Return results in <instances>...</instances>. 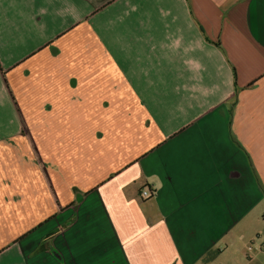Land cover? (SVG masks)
Listing matches in <instances>:
<instances>
[{"label":"crops","instance_id":"crops-1","mask_svg":"<svg viewBox=\"0 0 264 264\" xmlns=\"http://www.w3.org/2000/svg\"><path fill=\"white\" fill-rule=\"evenodd\" d=\"M263 245L264 0H0V264Z\"/></svg>","mask_w":264,"mask_h":264},{"label":"rangeland","instance_id":"rangeland-1","mask_svg":"<svg viewBox=\"0 0 264 264\" xmlns=\"http://www.w3.org/2000/svg\"><path fill=\"white\" fill-rule=\"evenodd\" d=\"M259 238H255L254 242L247 244L246 251L250 253H256L259 249ZM257 241V242H256ZM239 247H232L225 253V256L221 258V262L219 264H241V250ZM264 258V254L262 255ZM246 262V261H245ZM211 264H218L217 262ZM245 264V263H244Z\"/></svg>","mask_w":264,"mask_h":264},{"label":"trees","instance_id":"trees-1","mask_svg":"<svg viewBox=\"0 0 264 264\" xmlns=\"http://www.w3.org/2000/svg\"><path fill=\"white\" fill-rule=\"evenodd\" d=\"M215 45L218 46V43H215ZM219 253H220V250L210 251L209 253L205 255L203 261L206 263H210L218 257Z\"/></svg>","mask_w":264,"mask_h":264},{"label":"built area","instance_id":"built-area-1","mask_svg":"<svg viewBox=\"0 0 264 264\" xmlns=\"http://www.w3.org/2000/svg\"><path fill=\"white\" fill-rule=\"evenodd\" d=\"M142 195H143V197L147 198V197L151 196V193H150L149 190H145V191L142 192ZM261 249L264 250V245L261 247Z\"/></svg>","mask_w":264,"mask_h":264}]
</instances>
